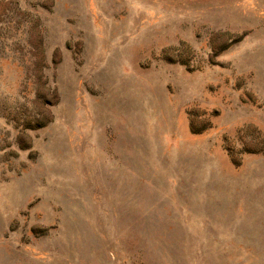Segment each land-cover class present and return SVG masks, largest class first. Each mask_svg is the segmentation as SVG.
I'll list each match as a JSON object with an SVG mask.
<instances>
[{
    "label": "rangeland",
    "instance_id": "obj_1",
    "mask_svg": "<svg viewBox=\"0 0 264 264\" xmlns=\"http://www.w3.org/2000/svg\"><path fill=\"white\" fill-rule=\"evenodd\" d=\"M0 264H264V0H0Z\"/></svg>",
    "mask_w": 264,
    "mask_h": 264
}]
</instances>
